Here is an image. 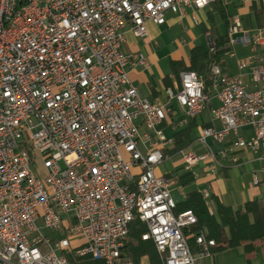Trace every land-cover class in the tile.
<instances>
[{
  "label": "built area",
  "instance_id": "1",
  "mask_svg": "<svg viewBox=\"0 0 264 264\" xmlns=\"http://www.w3.org/2000/svg\"><path fill=\"white\" fill-rule=\"evenodd\" d=\"M214 1L0 0V264H74L69 255L131 264L121 250L135 218L163 264H197L209 254L214 241L204 231L192 253L183 229L197 218L190 209L174 213L171 179L155 173L172 143L161 128L170 107L139 95L123 45L126 28L142 39L148 23ZM240 1L264 9V0ZM227 37L230 49L242 45L251 54L227 52L236 58L233 76L210 67L213 95L195 71H180L176 87L165 90L189 117L217 100L210 115L220 126L201 128L195 139L204 150L179 151L185 172L199 163L215 172L221 163L208 141L229 136L233 148L264 161V28L245 29L234 15ZM137 61L147 66L142 54ZM245 127L249 137L239 133ZM251 182L264 191V166L251 171ZM201 194L209 198V189Z\"/></svg>",
  "mask_w": 264,
  "mask_h": 264
},
{
  "label": "trees",
  "instance_id": "2",
  "mask_svg": "<svg viewBox=\"0 0 264 264\" xmlns=\"http://www.w3.org/2000/svg\"><path fill=\"white\" fill-rule=\"evenodd\" d=\"M246 5L253 13L255 27L264 28V9L256 3ZM210 8L208 13L210 24L203 29L208 48L193 46L189 51L187 63L183 60L170 61L171 75L175 78H178L180 71H195L204 75L205 93H209L208 90L211 85L210 67L216 64L220 66L222 71H226L224 55L230 50L227 28L232 17L223 4V0H215ZM214 14L223 21L224 32H220L214 24L212 20ZM164 83L165 85L170 84L168 76L164 77ZM163 125L162 123L161 126ZM192 127L193 124H190L174 133L173 145L170 150H165V152L175 153L186 147L191 141ZM192 180L193 176L189 172L178 176V181L182 185L188 184ZM209 200L214 204L212 212L209 211L207 199L203 198L200 191L194 189L187 193L184 202L176 204L174 208V213L190 209L197 218L195 224L183 229L192 253L196 254L200 250L195 243V235L204 231L206 238L214 241V245L208 248L210 254L242 248L245 264H251V260L258 255L264 264V195L245 201L235 209L224 205L215 196L211 195ZM146 230L145 224L138 218L129 224L121 257L129 260L131 264H140L142 258L146 259L147 264H163L162 256L156 251L153 242L141 239V234L145 233ZM68 260L74 264H105L102 260L94 259L91 256L69 255Z\"/></svg>",
  "mask_w": 264,
  "mask_h": 264
},
{
  "label": "crops",
  "instance_id": "3",
  "mask_svg": "<svg viewBox=\"0 0 264 264\" xmlns=\"http://www.w3.org/2000/svg\"><path fill=\"white\" fill-rule=\"evenodd\" d=\"M223 4L226 7H228L229 4H232L235 8H237V10L241 11L240 14H238L239 16L240 15L249 16L250 14H252L253 16L252 11L247 7V5L243 4L240 0H223ZM210 10L211 8L209 6L201 10H193V9L187 8L185 11V14L182 16L178 14L167 13L164 24L162 25H155L153 23L147 24L148 34L145 38H142L141 41H138L139 38L134 37L127 28L124 31L125 42L123 45V51L131 57L130 65L128 69L129 71L128 76H129L130 82L132 83L133 86L136 87L139 95L143 97H147L152 102L170 107V112L168 114V117L163 122L164 125L161 126V128L164 131H168L171 134L170 136L171 139L173 138V134L176 133L178 130H181L185 128L186 126L193 124V127L191 129V141L189 142L188 145H186V147H183L182 149L189 148L196 152H202L204 150L202 146L195 143V139L198 136L201 128L205 126H209L211 124L215 125L216 127L220 126L219 122L211 120V115H210V108L215 107L217 105V100L215 98H212L209 104V108L205 109L209 111V119L207 121L198 122L196 119V116L189 117L186 114L185 109L180 107L175 102V100H169L165 93L166 88L176 87L178 78L173 77L171 73L167 75L158 74V76H155L152 72L147 71L149 68V62L153 61L155 56H154V53L151 52V50L148 48L146 44L149 41L154 42L156 44V42L153 41V37L155 35H157L158 33H164L175 26H179L181 29L180 32L184 33L187 36V39H188L187 43H188L189 51L193 46H200V45L195 44L194 42L195 36H194L193 29L199 26L203 33V29L205 27H208L210 24V20L208 19V13L210 12ZM191 14H194L197 17L199 21L198 24H195L192 21ZM252 20L250 19L247 20V26L244 27L245 29L256 28V27H252L251 23H250L251 25L249 24V22ZM253 24H254V21H253ZM248 25H250V27ZM141 46L145 48L144 50L146 51V54H147V58H148V60L146 59L147 66L141 65L137 61L138 55L142 54ZM167 54L169 55L171 60H182L178 51H173L171 53L167 52ZM188 55H189V52H188ZM188 55L186 59L183 60L186 63L188 60ZM226 72H227V68H226ZM165 76H168L170 79L169 85H165L164 83ZM208 92L210 93V95H213V91L210 86H209ZM203 111L201 113H203ZM239 133L244 137H249L251 135V129L248 127H245V128L240 129ZM232 140H233V137L229 136L223 143H220V144L209 141L208 144L211 147V149L214 152L218 153V159L221 163V166L218 169H216L215 172H211L209 170L208 163H199L195 165L192 168V171L189 172L193 176V180L189 182L188 184L182 185L178 181L179 175L183 173H187L182 168V157L179 163V168L176 169L175 171H167V172L161 173L158 170L159 165L156 167L155 173L157 175H166L168 178L171 179V182L175 180L177 184L179 185L178 193L179 195L182 196V198L179 199L178 201L174 200L176 204H180L184 202L187 198V193L190 192L191 190L196 189L202 192V190L205 188L209 189V198L211 195L215 196L221 203H223L224 205H228L234 209L240 206L245 201H248L254 198H260L257 196H253L254 193L255 194L257 193V190L254 191L252 194H250L249 192L247 194L248 197L245 198L244 195L246 194L242 190V186L239 185V182L236 176V175L240 176L239 172L238 174L235 173L236 175L233 177V173H230V169L234 171L238 168H244L245 165L252 166L251 167L252 169L255 166H257V168L264 166V161L259 159L261 154L254 153L246 149H235L233 148ZM172 145H173V141L169 146L163 148V152L166 155V158H164L163 162L167 158L175 154H180L179 153L180 150L175 153H169L168 151H167L168 153L165 152V150H170ZM221 151H224V155L220 153ZM233 159H235V161ZM229 182H231L232 184L228 185L227 183ZM171 186H172V183H171ZM171 186H170V189H171ZM227 186L230 187V190H233L231 194L227 192V189H228ZM263 195H264V191H263V194H261V197ZM209 198H207V205H208L209 211L212 212L214 209V204L211 200H209ZM258 258H261V257H258ZM252 260H251V264H252Z\"/></svg>",
  "mask_w": 264,
  "mask_h": 264
},
{
  "label": "rangeland",
  "instance_id": "4",
  "mask_svg": "<svg viewBox=\"0 0 264 264\" xmlns=\"http://www.w3.org/2000/svg\"><path fill=\"white\" fill-rule=\"evenodd\" d=\"M228 13L230 16L238 15L240 14L241 11L237 10L232 4H229L227 7ZM240 18L242 19V25L243 27L247 26V20L253 19L252 14L249 16H242L240 15ZM213 22L216 25L217 29L220 32H224V24L223 21L219 18V16L215 15L213 16ZM252 24V27H255V24H253V20L249 22V24ZM250 24V25H251ZM250 25H248L250 27ZM181 29L179 26H175L168 31L164 33H158L153 37L154 42L149 41L146 45L148 48L151 50V52L154 53V59L153 61L149 62V68L147 71L152 72L155 76H158V74L162 75H167L171 73V68H170V60L171 58L169 57L168 53H171L173 51H178L179 55L181 56L182 60H185L188 52H189V47L187 43V36L180 32ZM194 36H195V44L202 46L204 49L208 48V43H207V38L206 36L202 33L201 28L197 26L195 29H193ZM142 39L139 38L138 41H141ZM142 49V54L147 58L146 51L144 50L141 46ZM232 52L236 53V58L241 59L244 57H247L250 53L249 47H244L242 45H236L233 46L230 49ZM166 51V53H165ZM185 56V57H184ZM236 58H231L228 56L226 53L224 55V62L226 64L227 72L226 74L228 75H236L238 73L237 71V63H236ZM178 109V108H177ZM180 110V109H179ZM180 112V111H179ZM196 119L198 122H203L207 121L209 119V111L205 110L203 113L198 114L196 116ZM167 137H170L171 134L168 131H164ZM210 141V140H209ZM208 141V142H209ZM213 147V146H212ZM181 161V154H175L169 158H167L162 164L159 165L158 170L161 173L167 172V171H175L176 169L179 168V163ZM252 166L250 165H245L244 168H238L236 170L230 169V173H233V177L236 175L235 173L240 174V176H237L239 185L242 186V190L245 192L246 195H244L245 198L248 197V193L252 194L254 191L257 190V193L253 196L261 197V194H263V186H255L251 182V168ZM33 170L34 167L32 166ZM257 168L255 166L253 169ZM244 169V170H243ZM252 169V170H253ZM196 170V169H195ZM236 171V172H235ZM259 176L262 178V174H259ZM228 185H231L232 183L229 182L227 183ZM226 185V184H225ZM227 192L230 194L233 192V190H230V187L227 186ZM178 188L179 185L177 182L174 180L172 182V186L170 189V194L171 197L175 200L178 201L179 199L182 198L181 195L178 193ZM247 200V199H245ZM38 225L42 226V222L38 221ZM43 232L48 235V236H56L55 233L48 231L43 228ZM260 257V255H258ZM257 256L253 258L252 264H263L261 261V258H258ZM141 262V260H140ZM197 264H245V255L244 251L242 248H236L233 250H228V251H223L220 253L216 254H208L203 257L197 256L196 259Z\"/></svg>",
  "mask_w": 264,
  "mask_h": 264
},
{
  "label": "bare ground",
  "instance_id": "5",
  "mask_svg": "<svg viewBox=\"0 0 264 264\" xmlns=\"http://www.w3.org/2000/svg\"><path fill=\"white\" fill-rule=\"evenodd\" d=\"M14 20H15V13H7L6 22H14Z\"/></svg>",
  "mask_w": 264,
  "mask_h": 264
}]
</instances>
